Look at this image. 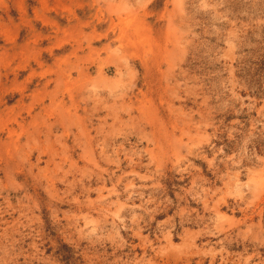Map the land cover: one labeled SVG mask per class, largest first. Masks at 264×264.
<instances>
[{"label": "rangeland", "instance_id": "rangeland-1", "mask_svg": "<svg viewBox=\"0 0 264 264\" xmlns=\"http://www.w3.org/2000/svg\"><path fill=\"white\" fill-rule=\"evenodd\" d=\"M0 264H264V0H0Z\"/></svg>", "mask_w": 264, "mask_h": 264}]
</instances>
